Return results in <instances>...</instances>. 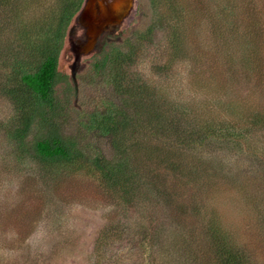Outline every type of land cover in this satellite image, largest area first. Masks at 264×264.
I'll use <instances>...</instances> for the list:
<instances>
[{
	"label": "trees",
	"instance_id": "trees-1",
	"mask_svg": "<svg viewBox=\"0 0 264 264\" xmlns=\"http://www.w3.org/2000/svg\"><path fill=\"white\" fill-rule=\"evenodd\" d=\"M151 1L158 8L162 0ZM176 1L164 2L173 18L167 15L144 31L126 29L107 38L74 80L58 71V61L83 0H64L53 24L37 20L36 29L50 32L41 46L27 34L19 40L17 31L12 42L23 45L2 52L11 62L1 66L0 75L7 78L0 94L18 112L12 139L32 162L84 170L120 210V218L133 212L141 219L131 233L129 223L99 227L95 238L82 243L91 264L119 255L132 264H264L212 207L211 195L222 188L240 194L254 212L256 236L263 241L264 146L255 138L264 136V104L255 103L264 89L263 3L224 0L209 17L204 11L203 35L191 33L200 45L188 49L181 26L186 15ZM8 3L0 0V11ZM162 29L167 59L151 66L159 80L148 82L130 68L140 56L153 54L155 33ZM199 58L216 63H198ZM177 66L187 68L185 80L198 89L180 100ZM100 139L109 141L108 158ZM125 233L130 245L139 244L111 256L112 242ZM60 245L54 242L52 251ZM60 264L70 260L65 257Z\"/></svg>",
	"mask_w": 264,
	"mask_h": 264
},
{
	"label": "rangeland",
	"instance_id": "rangeland-1",
	"mask_svg": "<svg viewBox=\"0 0 264 264\" xmlns=\"http://www.w3.org/2000/svg\"><path fill=\"white\" fill-rule=\"evenodd\" d=\"M18 1H23V4H18ZM63 1L9 0L7 6L1 9L0 75L4 71L1 66L11 62L5 60L2 52L10 47L18 48L23 45L20 41L12 42L14 37L17 39L16 32L18 31L19 40L27 34L26 39L33 41L31 43L36 46H41L50 32L45 29L39 31L35 23L39 19H44L49 24L55 23ZM119 1L121 5L119 14L117 11L107 12L106 9L101 12L100 8H97L101 14L95 21L90 16L93 12L89 14L88 11L89 5L93 7L94 0H83L82 9L72 19L65 32L66 37L58 61L59 72L67 73L74 80L78 68L98 52L107 36L118 37L126 29L144 31L148 26L154 25L159 18L167 15L173 18L166 0H162L158 8L152 6L151 0ZM258 1L264 6V0ZM224 4V0L176 1V6L183 8L186 15L185 23L181 26L184 28L185 24L187 40L185 44L188 49H195L200 45L192 41L191 33L194 37L196 34L198 37L203 35L205 29H200L201 15L205 17L206 12L209 17L218 5ZM171 17L168 22L172 24ZM22 27L24 30L20 34ZM154 42L157 43V47L153 48V54L140 56L130 68L131 71L140 73L148 82L159 80L151 66L163 64L167 59L166 30H157ZM198 63L209 65L216 62L210 61L209 58H199ZM183 69L187 68L176 67V72H180L177 79L181 81L178 85L181 91L177 96L178 100L183 95L185 98L194 95L198 90L197 88L194 90L185 80L186 70L183 73ZM5 79L6 76L0 79V83H4ZM178 89L176 87L174 91L172 89L173 97ZM260 100L261 104H264V89L259 99H255V103ZM17 114L10 100L0 94V264H60L65 257L70 260V264H91L86 258L82 243L95 238V231L99 227L112 228L116 223L123 222L130 224L129 233L136 232V223L141 222V219L133 212L125 214L127 219L120 218L118 216L120 210L115 208L95 177L74 167L43 166L22 157L12 139V132L18 125ZM255 138L260 147L264 146V136L256 135ZM99 146L108 158L111 154L109 141L100 139ZM211 195L212 207L233 225V230L241 234L240 239L254 249L257 259L263 263L264 239L263 241L257 239V226L255 217L252 218L254 212L251 206H247L244 199L235 191L214 189ZM48 198L51 199L50 203L47 202L45 205ZM57 202L61 203L59 206L64 205L63 211L56 209ZM110 217L116 220L110 221ZM52 230L53 232H50ZM54 242L62 244L55 253L51 246ZM130 242L131 236H127L126 233L123 234L121 241L112 242L109 249L111 256L119 255V252H125L126 249L139 244L138 242L130 245ZM119 256L121 259L105 264H132L127 262L128 259ZM19 257L24 262L19 261Z\"/></svg>",
	"mask_w": 264,
	"mask_h": 264
},
{
	"label": "flooded vegetation",
	"instance_id": "flooded-vegetation-1",
	"mask_svg": "<svg viewBox=\"0 0 264 264\" xmlns=\"http://www.w3.org/2000/svg\"><path fill=\"white\" fill-rule=\"evenodd\" d=\"M97 8L98 9L100 8L101 12H103L106 9L107 12L117 11L119 14L121 5H120L119 0H94L93 7H92V5H89L88 11H89V14H91V12H93V14H91L90 16H91L92 20H95V21L98 20V16H99V14H101V12L99 13L97 11L98 10ZM123 15H125V13H123ZM109 37H112V36H107L105 38V40Z\"/></svg>",
	"mask_w": 264,
	"mask_h": 264
}]
</instances>
